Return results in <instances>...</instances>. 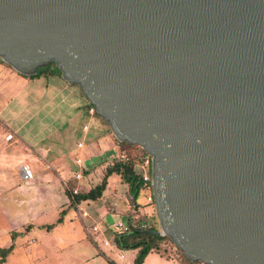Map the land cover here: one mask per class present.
Segmentation results:
<instances>
[{
    "label": "water",
    "instance_id": "1",
    "mask_svg": "<svg viewBox=\"0 0 264 264\" xmlns=\"http://www.w3.org/2000/svg\"><path fill=\"white\" fill-rule=\"evenodd\" d=\"M0 58L54 61L151 155L155 232L191 261L264 264V0H0Z\"/></svg>",
    "mask_w": 264,
    "mask_h": 264
},
{
    "label": "crops",
    "instance_id": "2",
    "mask_svg": "<svg viewBox=\"0 0 264 264\" xmlns=\"http://www.w3.org/2000/svg\"><path fill=\"white\" fill-rule=\"evenodd\" d=\"M30 76L0 59V201L3 206L16 205V217L30 213L24 217L26 221L45 215L49 209L60 217L65 210L67 217L64 215L63 222L51 229L55 230L59 225L68 226L73 217L63 182L83 168L97 170L101 155H112L115 145L110 135L101 131L78 84L57 73ZM23 165L33 169L32 178L23 176ZM118 179V175L109 177L105 195L120 188ZM142 194L144 200L145 193ZM53 198L56 199L52 201ZM104 209L100 200L97 210ZM92 213L96 214L94 208ZM130 251L126 264H133L137 256V249ZM93 255L95 252L80 256L77 262L61 264H94L90 262ZM142 264L202 263H183L152 250Z\"/></svg>",
    "mask_w": 264,
    "mask_h": 264
},
{
    "label": "rangeland",
    "instance_id": "3",
    "mask_svg": "<svg viewBox=\"0 0 264 264\" xmlns=\"http://www.w3.org/2000/svg\"><path fill=\"white\" fill-rule=\"evenodd\" d=\"M50 64L56 65L54 61H51ZM60 75H62V72ZM88 107L90 110V102ZM93 108L91 112L94 114V118L99 120L101 131L110 135L115 145V151L109 156L101 155L100 162L95 166L97 170L93 171L92 169L86 170L83 168L66 179L63 182V191L67 195L70 191L76 194L87 192L94 188L102 181L107 167L116 158H119L121 152L127 153L135 163L138 159H142V154L135 156L138 154L140 146L119 140L108 122L97 112L95 107ZM118 178L121 183L120 188L117 187L112 194L105 195L108 189L107 185L102 196L95 200H83L76 206H71L69 200L68 209L69 213L73 212L72 220L68 226H65L66 224L59 225L55 230H47L44 227V224L57 223L59 214L54 213L52 209H49L45 215L40 217L33 216L32 220L26 221L23 219L30 213L26 214V212H23V216L16 217V205L5 204L3 206L0 201V247H9L12 243L13 233L15 231L20 232V235L15 237L13 241L14 248L12 252L6 257V261L3 264H61L62 262H77L80 256L85 254L89 256L94 252L95 255L90 256V262L94 264H111L108 259L126 264L130 261L131 249H126L123 252V249L114 243L116 234L127 226L125 217L132 216V224L136 226H155L158 231L162 229L157 214L152 183L141 190L137 201L138 205L136 206L132 202L122 177L118 175ZM14 193H16V190ZM142 193H145L144 200H141L143 197ZM55 199L53 198L52 201ZM100 200L105 205L104 211L97 210ZM116 200L119 202L117 203ZM93 208L96 214L92 213ZM118 222H123L124 228L118 225ZM73 224L75 227H72ZM158 234L166 236L160 242V252L165 256L176 257L186 263L187 256L185 252L173 239L168 235ZM123 254L125 257L121 259Z\"/></svg>",
    "mask_w": 264,
    "mask_h": 264
},
{
    "label": "trees",
    "instance_id": "4",
    "mask_svg": "<svg viewBox=\"0 0 264 264\" xmlns=\"http://www.w3.org/2000/svg\"><path fill=\"white\" fill-rule=\"evenodd\" d=\"M61 73V70L56 65H47L42 68H39L38 71L31 75L30 77H38L41 75H53ZM91 107H94L91 104ZM129 143V142H128ZM132 144V143H129ZM133 145V144H132ZM135 145V144H134ZM145 155L146 151L140 147L138 148V155ZM127 155V159L116 158V160L107 167L106 172L102 178V181L98 183L94 188H91L87 192H80L74 194L70 191L68 194L70 205L76 206L83 200H95L102 196L104 190L107 188L109 177L116 174L122 177L123 181L127 185V190L129 195L132 198V202L137 206L138 197L141 193V190L151 184L150 181H146L142 176L138 175L134 171L135 162ZM65 210L62 211V215L58 218L57 223H61L64 220ZM125 222L127 224L125 229H121L114 238V243L121 249H137V256L133 264H142L145 256L152 250L160 252V242L165 239L166 236H161L157 232L155 226L143 227L136 226L132 224V216L125 217ZM56 224H44L48 230H51ZM20 235L19 231H15L12 235V243L9 247H0V264H3L6 261V257L12 252L14 248L15 237ZM188 263L192 261L186 257ZM108 262L111 264H118L113 259H108ZM197 263H202L198 261ZM203 264V263H202Z\"/></svg>",
    "mask_w": 264,
    "mask_h": 264
},
{
    "label": "built area",
    "instance_id": "5",
    "mask_svg": "<svg viewBox=\"0 0 264 264\" xmlns=\"http://www.w3.org/2000/svg\"><path fill=\"white\" fill-rule=\"evenodd\" d=\"M93 107L90 108V111H93ZM138 146V145H137ZM120 159H127V155L124 152H121L119 155ZM142 159H138L137 162L134 164V171L138 175L142 176L146 181H152V157L150 154L146 152L145 155L141 157ZM23 176L25 178H32L34 176L33 169L28 165H23ZM80 176V175H79ZM122 228L123 222H118Z\"/></svg>",
    "mask_w": 264,
    "mask_h": 264
}]
</instances>
